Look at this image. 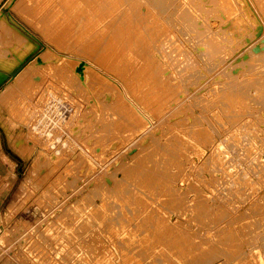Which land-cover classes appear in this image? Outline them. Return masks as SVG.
<instances>
[{
	"label": "rangeland",
	"instance_id": "1",
	"mask_svg": "<svg viewBox=\"0 0 264 264\" xmlns=\"http://www.w3.org/2000/svg\"><path fill=\"white\" fill-rule=\"evenodd\" d=\"M84 1L67 0L63 9L65 0H0V14L5 13L0 17V264H188L198 251L206 255L203 264H264V0H162L159 11L153 0H143L140 19L154 16L167 23L161 35L144 34L132 10L139 28L134 31L145 41L141 46L153 44L172 84L173 95L162 110L146 107L125 75L97 64L85 45L95 36L84 29L88 20L62 28L69 18L82 17ZM170 11H181L177 17H188L189 25L172 27ZM187 14H194L191 21ZM65 33L73 39L59 40ZM31 34L47 46L40 53L46 63L34 66L37 73L30 69L34 62L26 64L41 49ZM78 59L92 67L88 88L66 66ZM18 70L19 76L10 80ZM106 93L117 99L113 110L116 104L127 108L134 121L126 129L130 132L101 136L110 118L118 116L104 108ZM77 122H84L79 133L92 141L90 147L101 138L102 144L122 140L123 147L108 159L85 147L84 153L81 138L79 143L69 138ZM53 154L60 157L52 159ZM138 154L148 159L142 164L168 172L148 178L154 186L136 185L135 172H122ZM160 224L165 229L156 228Z\"/></svg>",
	"mask_w": 264,
	"mask_h": 264
},
{
	"label": "bare ground",
	"instance_id": "2",
	"mask_svg": "<svg viewBox=\"0 0 264 264\" xmlns=\"http://www.w3.org/2000/svg\"><path fill=\"white\" fill-rule=\"evenodd\" d=\"M82 1V0H81ZM162 0H153L152 1V3L154 4V6L153 7H155V9L156 10H158L159 11V9H162L163 8V6H165V5H163L162 6V8H160V6H161V4H163L162 2H161ZM166 1V0H165ZM164 1V2H165ZM167 1H169V0H167ZM167 1H166V3H167ZM171 1H174V0H171ZM176 1V0H175ZM11 2V1H10ZM9 2V3H10ZM142 2H143V0H87V1H84L83 2V7H82V10H81V12H82V17H80V18H78V20L76 21V17H73V18H69L68 20L69 21H67L69 24H64L63 26H62V28H64V29H72V28H74V27H78V26H75V23L74 22H84L85 20H88L89 22H88V25H86V27L84 28V29H87V28H90L89 30H88V32H89V36L91 37L92 35H95L94 36V38H93V40H91L92 41V44L91 43H89V44H91V45H94V46H91V45H89L87 42H85V45H86V48H88V49H90L89 51L93 54H95V58H96V60H98V62H97V64L98 65H100L101 67H103V68H105L106 70H109L110 72H113V73H115V72H117V73H119L120 75H125L126 77H127V79H128V83H129V85H130V89H131V91H132V93H135V94H137V95H141V98L144 100L143 102L146 104V107H149V108H152V109H154L155 107H157V109L158 110H162L163 109V107H165V103L167 102V101H169V98H170V96H172L173 95V88H172V84L167 80V77L165 78V76H164V73L162 72V71H164V70H162L163 69V65L161 64V62H160V59L158 58L159 56H157V55H155L153 52H154V50H152V48L154 47H151L153 44H150V46L149 47H142L141 45H145V41L143 40V39H141V38H139V37H141V33H139V36H137V34H136V32L134 31V29L136 30V29H139V28H141L142 29V31L144 32V34H145V32L148 30L149 31V33H150V35H161L166 29H167V27L165 26L167 23H165V25H163V24H160V23H158L159 22V20L158 19H156L157 17H155L154 18V16L152 17V16H150V14L148 15V17L150 18V17H152V20L151 21H149V19L148 20H146V18H141L140 19V14L141 13H139V12H141V11H139L140 10V6L142 5ZM160 2H161V4H160ZM178 2V1H177ZM145 3H147V1H145ZM151 3V4H152ZM169 3V2H168ZM179 3V2H178ZM181 3V2H180ZM179 3V5H181ZM183 3V2H182ZM186 3V2H185ZM69 3L67 2V0H65V2H64V6L62 7L63 9H66V5H68ZM148 4H149V1H148ZM177 5V4H176ZM191 4H189V6H190ZM59 6H60V4H59ZM167 6V5H166ZM171 6V5H170ZM173 6H175V5H173ZM188 6V7H189ZM7 7V6H6ZM11 7V6H10ZM10 7H8V8H10ZM144 7H145V5H144ZM152 7V6H151ZM179 7V6H178ZM178 7L176 8V9H178ZM181 7H183V6H181ZM181 7H179L180 9H181ZM188 7H187V9H188ZM7 8V9H8ZM169 8V7H168ZM152 9V8H151ZM167 9V8H166ZM166 9H164V10H162V12L163 11H165ZM171 9V8H170ZM182 9H184V8H182ZM181 9V10H182ZM186 9V8H185ZM192 9H193V7H192ZM134 11V13H136L137 14V16L136 17H138V20L141 22L140 24H143L142 23V21L144 22V24H143V26H141L140 24H139V28L137 27L138 25H136V23H138V21L137 20H134L133 18H132V12ZM168 10V9H167ZM190 10V9H189ZM194 10H195V8H194ZM6 11V10H5ZM56 11H58V10H56ZM75 11V10H74ZM143 11V10H142ZM157 11V12H158ZM196 11V10H195ZM178 13L177 14H179L180 12L179 11H177ZM184 12V11H183ZM186 12H188L187 10H186ZM186 12H184V14L186 13ZM197 12V11H196ZM199 12V11H198ZM155 13V12H154ZM160 13V12H159ZM190 13V12H189ZM192 13V12H191ZM4 14L5 13H1L0 14V17L1 16H4ZM146 14V13H145ZM152 14V13H151ZM167 14H169V13H167ZM175 11H170V14H169V18L172 20V21H170L172 24H173V26L172 27H174V26H176V24H177V26H178V24H180V23H186V25L188 24L189 25V23H188V17L186 18L185 16H184V18H181L182 16H180V17H177V14H176V16H175ZM197 14V13H196ZM11 15V14H10ZM69 15V14H68ZM143 15H144V13H143ZM161 15V14H160ZM159 15V16H160ZM163 15H164V13H163ZM180 15V14H179ZM181 15H183V14H181ZM186 15V14H185ZM190 18V21L192 20L191 19V16H193L194 14H187ZM198 15H199V13H198ZM142 16V15H141ZM134 17V16H133ZM146 17V16H145ZM161 18V17H160ZM196 18V17H195ZM131 19H133V22L131 21ZM169 19V20H170ZM198 19V18H197ZM196 19V20H197ZM168 20V21H169ZM200 21V20H199ZM193 22V21H192ZM195 23H197L196 21H194ZM193 22V23H194ZM20 26H22L19 22H17ZM199 23V22H198ZM148 24H150L149 26H148ZM168 25H170V24H168ZM184 25V24H183ZM186 25H185V27H186ZM196 25V24H195ZM199 25V24H198ZM180 26V25H179ZM191 26H192V24H191ZM191 26H189V27H191ZM197 26V25H196ZM195 26V27H196ZM182 27V26H181ZM185 27H183L185 30L187 29V27L185 28ZM22 28H24V26H22ZM171 28V27H170ZM25 29V28H24ZM95 29H98V30H96L97 31V34L95 33ZM178 29H180V27L178 28ZM191 29V28H190ZM193 29H194V31L196 32V30H198V29H196L195 30V28L193 27ZM26 30V29H25ZM182 30V29H181ZM27 31V30H26ZM188 32H189V30H187ZM29 32V31H28ZM187 32V33H188ZM199 32V31H198ZM179 33V32H178ZM190 33V32H189ZM197 33V32H196ZM148 34V33H147ZM192 34V33H191ZM190 34V35H191ZM198 34V33H197ZM34 38H35V40L39 43V45H40V50H39V52L38 53H36L35 55H34V57L30 60V61H28L26 64H27V66L28 65H30V64H32L33 62H34V64H33V67H31L30 69H32V72L33 73H37V72H41L40 71V69H37V68H34V66H44V64L46 63V59H45V57H43V56H41L40 55V53L42 52V50H46L47 49V46H46V44H44L42 41H40L36 36H34L33 34H31ZM195 35V34H194ZM101 36H103V38H102V40H100V38L99 37H101ZM209 36V35H208ZM59 37L60 38H58L59 40H64V38L66 37V39H68V38H70V39H73V37L70 35V34H67V33H65V34H63L62 35V37H61V34L59 35ZM83 37L84 36H82V39H83ZM185 37V36H184ZM184 37H182V38H184ZM186 37H187V35H186ZM191 37H193V36H191ZM190 37V38H191ZM213 37V36H212ZM137 38V39H136ZM214 38V37H213ZM136 39V40H135ZM152 39V38H151ZM158 39V38H157ZM187 39H188V37H187ZM212 39V38H211ZM189 40V39H188ZM210 40V39H209ZM208 40V41H209ZM212 40H214V39H212ZM87 41H89V40H87ZM191 41H192V39H191ZM207 41V40H206ZM207 41V42H208ZM149 42V41H148ZM152 42V41H151ZM150 42V43H151ZM155 42H158V41H155ZM186 42V41H185ZM211 43H212V41H210ZM156 44V43H155ZM191 45H192V42L190 43ZM210 43H208V45H209ZM139 45V46H138ZM156 45H158V43L156 44ZM160 45V44H159ZM159 45H158V47H159ZM214 45V44H213ZM213 45H210L211 47L213 46ZM142 48H141V47ZM146 46H148V45H146ZM93 47H96V48H100L99 49V51L97 52ZM210 48V47H209ZM213 48V47H212ZM143 49V50H142ZM157 50V49H156ZM219 50V49H218ZM158 51V50H157ZM221 51V50H220ZM220 51L218 52V53H220ZM223 54V53H222ZM220 55H221V53H220ZM217 56V55H216ZM65 57V56H64ZM218 57V56H217ZM216 57V58H217ZM218 59H220V58H218ZM79 60V59H78ZM68 62V61H67ZM65 63H66V61H65ZM26 64L24 65V66H26ZM89 64H87L86 62H84V61H82V60H79V61H77L73 66H71V65H68V64H66V66H68V69L70 70V72H72V74L75 76L74 78H76L77 79V81L79 82V84L81 83L85 88H88V82H89V80H90V71H89V68H92L91 66H88ZM50 68H52V67H50ZM24 69V68H23ZM22 68L20 69L21 71L23 70ZM47 69L48 70H51V69H49V67H47ZM20 70H18V71H16L17 73H13L12 75H11V77H10V80H12V81H14L19 75H18V72L20 73L21 71ZM29 70V69H28ZM44 72H48L47 70H45V69H42ZM29 71H31V70H29ZM98 73V72H97ZM165 73H167L166 71H165ZM91 75H93L92 73H91ZM99 75H101V74H99ZM3 76V75H2ZM40 75L39 74H36L35 76H34V80H37V79H39L38 77H39ZM99 78V77H98ZM102 78V77H101ZM106 78V77H105ZM111 78V77H110ZM63 80H65V84L68 86V82H67V80L66 79H64V78H62ZM76 79H74L75 80V82L77 83V85H75V88H77V86L79 85L78 84V82L76 81ZM169 79V78H168ZM3 80V77H0V81H2ZM93 80V79H92ZM91 80V81H92ZM110 80V79H109ZM232 80V79H231ZM234 80V79H233ZM232 80V81H233ZM113 82V81H112ZM111 82V83H112ZM115 82H116V80H115ZM230 82V81H229ZM234 82V81H233ZM239 82V81H238ZM252 82H254V81H251V83ZM92 83V82H91ZM109 83V82H108ZM232 83V82H231ZM236 83V86H238L237 85V82H235ZM241 82H239V84H240ZM247 83V82H246ZM246 83L245 84H243V85H246ZM119 84V83H118ZM227 84H229V83H227ZM242 84V83H241ZM250 84V83H249ZM254 84H255V82H254ZM251 85V84H250ZM81 86V85H80ZM90 86V85H89ZM95 86H96V84H95ZM117 86V85H116ZM120 86V85H119ZM235 86V87H236ZM253 86V85H252ZM69 87H71V85L69 86ZM73 87V86H72ZM71 87V88H72ZM91 87V86H90ZM89 87V88H90ZM107 87H109V86H107ZM114 87V86H113ZM248 88H249V86H247ZM260 87V86H259ZM79 88H81V87H79ZM111 88V87H110ZM109 88V89H110ZM116 88V87H115ZM175 88V87H174ZM231 88V87H230ZM244 88V87H243ZM246 88V87H245ZM82 89V88H81ZM94 89V88H93ZM111 89H113V88H111ZM256 89V88H255ZM75 90V89H74ZM83 90V89H82ZM115 90V89H114ZM118 90V89H117ZM228 90V89H227ZM232 90V89H231ZM242 90V89H241ZM248 90V89H247ZM253 90V89H252ZM251 90V91H252ZM87 91V90H86ZM89 91V90H88ZM103 91V90H102ZM106 91V90H105ZM112 91V90H111ZM223 91H224V89H223ZM233 91V90H232ZM256 91V90H255ZM254 91V92H255ZM118 92V91H117ZM119 92H120V90H119ZM175 92V91H174ZM178 92V91H177ZM246 92V91H245ZM263 92H264V90H263ZM109 93H110V91H109ZM109 93H106V104L104 105V108L107 110V111H110V112H115L114 113V115H118L117 116V118L116 117H114V115H113V117L114 118H110V120H112V122L111 123H109L108 124V129H106V131L104 130L103 131V135H101L102 137L104 136H107V135H110V134H113L114 132H116L117 134L118 133H120L121 131H127L126 129L127 128H130L132 125H133V123H134V121L132 120V117L131 116H128V110H127V112H126V109L127 108H125V109H123V107H119V106H121V105H119V104H116V107H115V109L117 110V111H115V110H113L114 109V103L115 102H117V99L115 100V97H113L111 94H109ZM121 93V92H120ZM120 93H119V95H120ZM248 93H250V91L248 92ZM256 93V92H255ZM261 93V92H260ZM91 94V93H90ZM102 94H103V92H102ZM176 94V93H175ZM239 94V93H238ZM252 95V94H251ZM254 95V94H253ZM91 96V95H90ZM94 96V95H93ZM121 96H122V94H121ZM231 96V95H230ZM246 96H248V95H246ZM120 97V96H119ZM174 97V96H173ZM178 97V96H177ZM229 97V96H228ZM91 98H92V96H91ZM94 98V97H93ZM105 98V97H104ZM103 98V99H104ZM121 98V97H120ZM176 98V97H175ZM234 98V97H233ZM236 98V97H235ZM260 97H258V99H259ZM96 99V98H95ZM94 99V100H95ZM99 99V98H98ZM119 99V98H118ZM255 99V98H254ZM262 99V98H261ZM219 100V99H218ZM230 100V99H229ZM243 100V99H242ZM99 101V100H98ZM126 101V100H125ZM178 101V100H177ZM240 101V100H239ZM245 101V100H244ZM248 101V100H247ZM93 102V101H92ZM95 102V101H94ZM93 102V103H94ZM259 102H260V100H259ZM96 103V102H95ZM174 103V102H173ZM173 103H171L172 105H173ZM232 103H233V101H232ZM234 103H235V101H234ZM237 103V102H236ZM240 103V102H239ZM256 103H258L257 101H256ZM88 104V103H87ZM90 104H92V103H90ZM245 104V103H244ZM167 105V104H166ZM172 105H170V106H172ZM177 105H178V103H177ZM177 105H176V107H177ZM102 106V105H101ZM98 103H96V108H97V110L98 111H100L102 108H100L101 107ZM222 106V105H221ZM243 106V105H242ZM252 106V105H251ZM256 106V105H255ZM92 108H93V106H91ZM103 107V106H102ZM125 107V106H124ZM175 107V108H176ZM244 107V106H243ZM133 108H134V106H133ZM168 108V107H167ZM171 108V107H170ZM174 108V109H175ZM227 108V107H226ZM245 108V107H244ZM131 109H132V107H131ZM172 109V108H171ZM228 109V108H227ZM235 109V108H234ZM237 109V108H236ZM173 110V109H172ZM238 110V109H237ZM248 110V109H247ZM90 111H93V110H90ZM95 111V110H94ZM93 111V112H94ZM97 111V112H98ZM102 111V110H101ZM106 111V112H107ZM130 111V110H129ZM135 111H137L136 109H135ZM175 111V110H174ZM221 111V110H220ZM223 111H225V110H223ZM255 111V110H254ZM105 112V113H106ZM231 112V111H230ZM86 113H87V111H86ZM89 113V112H88ZM137 113H139V112H137ZM136 113V114H137ZM214 113H215V111H214ZM131 114V113H130ZM133 114V113H132ZM170 114V113H169ZM228 114V113H227ZM236 114V113H235ZM250 114V113H249ZM82 115V114H81ZM95 115V114H94ZM99 115H100V113H99ZM104 115V114H103ZM111 115V114H110ZM109 115V116H110ZM167 115V113H165V116ZM218 115V114H217ZM240 115H241V113H240ZM254 115V114H253ZM262 115H264V114H262ZM127 116H128V118H127ZM133 116V115H132ZM135 116V115H134ZM221 116H222V114H221ZM252 116V115H251ZM95 117H96V115H95ZM105 117V116H104ZM103 117V118H104ZM107 117V116H106ZM137 117V116H136ZM135 117V119H137ZM141 117H142V115H141ZM232 117V116H231ZM238 117V116H237ZM256 117V116H255ZM259 117V116H258ZM91 118H92V116H91ZM90 118V119H91ZM139 118V117H138ZM168 118V117H167ZM221 118V117H220ZM261 118V117H260ZM79 119V118H78ZM77 119V120H78ZM84 119H85V117H84ZM88 119V118H87ZM134 119V120H135ZM235 119V118H234ZM257 119V118H256ZM92 120V119H91ZM95 120H97V119H95ZM106 120V119H105ZM108 120V119H107ZM110 120H109V122H110ZM139 120V119H138ZM145 120V119H144ZM254 120V119H253ZM264 120V119H263ZM82 121V120H81ZM103 121V120H102ZM136 121V120H135ZM233 121V120H232ZM257 121H259V120H257ZM256 121V122H257ZM106 122V121H105ZM140 122V121H139ZM144 122V121H143ZM147 122V121H146ZM228 122V121H227ZM234 122V121H233ZM236 122V121H235ZM238 122V121H237ZM254 122V121H253ZM78 123H80V122H77L76 124L78 125ZM84 123V122H83ZM82 123V124H83ZM92 123V122H91ZM177 123V122H176ZM180 123V122H179ZM194 123H196V122H194ZM261 123V122H260ZM81 124V125H82ZM94 124V123H93ZM92 124V125H93ZM97 124V123H96ZM142 124H144V123H142ZM238 124V123H237ZM255 124V123H254ZM75 125V124H74ZM81 125H78V126H76L74 129H72L71 130V135L69 136V138L70 139H72V140H74V141H77L76 143H79L80 141L78 140V139H80L81 137H82V134L81 133H79L80 132V130H81V128L79 127V126H81ZM187 125V124H186ZM234 125V124H233ZM245 125V124H244ZM257 125V124H256ZM105 126V125H104ZM107 126V125H106ZM143 126V125H142ZM197 126V125H196ZM195 126V127H196ZM231 126H232V124H231ZM235 126V125H234ZM258 126H260V125H258ZM72 127V126H71ZM82 127V126H81ZM94 127V126H93ZM134 127V126H133ZM144 127V126H143ZM179 127V126H178ZM184 126H182V128H183ZM238 127V126H237ZM240 127V126H239ZM261 127H262V125H261ZM90 128V127H89ZM98 128V126H96V129ZM100 128H101V126H100V122H99V129H97L98 131L100 130ZM103 128V127H102ZM198 128V127H197ZM233 128V127H232ZM235 128V127H234ZM264 128V127H263ZM84 129V128H83ZM140 129V128H139ZM138 129V130H139ZM87 130V129H86ZM97 130H96V132H97ZM196 130V129H195ZM229 130V129H228ZM238 130V129H237ZM245 130H247V128L245 129ZM252 130V129H251ZM260 130H262V129H260ZM85 131V130H84ZM128 131H129V129H128ZM127 131V132H128ZM131 131V130H130ZM129 131V132H130ZM189 131V130H188ZM233 131V130H232ZM239 131V130H238ZM255 131V130H254ZM87 132V131H86ZM94 132V131H93ZM106 132V133H105ZM133 132V131H132ZM136 132V131H135ZM185 132V131H184ZM228 132V131H227ZM236 132V131H235ZM247 132V131H246ZM263 132V131H262ZM77 133H79V134H81V135H79L78 134V137H77V135L75 136V134H77ZM83 133V132H82ZM137 133V132H136ZM186 133V132H185ZM191 133V132H190ZM258 133V132H257ZM259 133H260V131H259ZM254 134H256V132L254 133ZM135 135V134H134ZM133 135V136H134ZM249 135V134H248ZM80 136V137H79ZM90 136V135H89ZM94 136V135H93ZM118 136V135H117ZM122 136V135H121ZM132 136V137H133ZM189 136V135H188ZM191 136V135H190ZM208 136V135H207ZM207 136H206V139H207ZM97 137H99V136H97ZM96 137V138H97ZM128 137V136H127ZM249 138H251V137H253V136H248ZM86 138V137H85ZM85 138H84V136H83V138H81L80 140H82L83 141V144L81 145V149H82V151L84 152V147H85V151H87V150H89L90 149V151H89V153H91V155H92V152L94 151V153L95 154H99L100 156H102L103 154L104 155H106V159H108V158H110V156L112 155V154H114L115 152H116V150L118 149V147L119 146H122V145H120V141H122V140H120L119 141V139H113V140H111L109 143H106V144H102L101 143V141L100 140H103L101 137H99V138H101V139H97L96 140V142H95V144L94 145H92L91 147H90V143H89V141L90 140H88V139H86L85 140ZM91 138H93V137H91ZM95 138V137H94ZM123 138V137H122ZM187 138H189V137H187ZM196 138V137H195ZM124 139V138H123ZM204 139V138H203ZM255 139V138H254ZM95 140V139H94ZM125 140V139H124ZM183 140V139H182ZM185 140V139H184ZM191 140H193V139H191ZM126 141V140H125ZM91 143H92V141H90ZM103 142V141H102ZM82 143V142H81ZM88 143V145H86ZM196 143V142H195ZM199 143V142H198ZM203 143V142H202ZM201 143V144H202ZM84 144H85V146H84ZM123 144V143H122ZM127 144V143H126ZM65 145V144H64ZM74 145V144H73ZM77 145V144H76ZM199 145V144H198ZM123 147V146H122ZM178 147H181V146H178ZM183 147V146H182ZM184 148H185V146H184ZM131 149V148H130ZM186 149V148H185ZM192 149V148H191ZM165 150V149H164ZM180 150V149H179ZM79 151V150H78ZM176 151V150H175ZM56 152V151H55ZM192 152V151H191ZM51 153V152H50ZM81 153V152H80ZM85 153V152H84ZM87 153V152H86ZM161 153V152H160ZM163 153V152H162ZM181 153V152H180ZM56 154H59V153H57L56 152ZM56 154H53L52 156H51V158L52 159H56L57 160V157L56 156H59V155H56ZM71 154V153H70ZM76 153H75V151H74V155H75ZM89 155V154H88ZM164 155V154H163ZM183 155V154H182ZM186 155V154H185ZM189 155V154H188ZM165 156V155H164ZM171 156V155H170ZM175 156V155H174ZM38 157V156H37ZM36 157V158H37ZM60 157V156H59ZM159 157H160V155H159ZM188 157V156H187ZM44 158H46V156L44 155ZM43 158V159H44ZM90 158H91V156H90ZM162 158V157H161ZM179 158V157H178ZM69 159H73V153L71 154V156L69 157ZM75 159V158H74ZM86 159H87V162L89 163V165L91 166V168H93V163L90 161V160H88V158L86 157ZM157 159V158H156ZM40 160V159H39ZM45 160V159H44ZM43 160V161H44ZM85 160V159H84ZM111 160V159H110ZM159 160V159H158ZM174 160V159H173ZM177 160V159H176ZM42 161V162H43ZM55 161V160H54ZM73 161V160H72ZM82 161H83V159H82ZM81 161V162H82ZM148 161V159L146 158V157H144L143 156V154H138L137 156H135L134 157V161H133V163H130V164H128V165H124V166H122V172L123 173H125L126 171H127V169H129V171H131V172H135V177L136 178H134L133 180L136 182V185H138V184H140V185H144V186H151V185H153L154 186V184H155V182L153 181V183L151 182V181H149L148 180V178H152L153 177V175H154V173H159V172H163L164 174H167L168 172L167 171H165L166 169L164 168V169H162V167H161V170L160 169H156V167L154 166V169H152L151 167H148L146 164H142V163H144V162H147ZM97 162V161H96ZM155 163H156V161H154ZM160 162V161H159ZM166 162H169V160L168 161H166ZM181 162V161H180ZM185 162V161H184ZM216 162V161H215ZM40 163H41V161H40ZM71 163V162H70ZM69 164V163H68ZM73 164V163H72ZM82 164V163H81ZM97 164H98V162H97ZM100 164V163H99ZM151 164H152V162H151ZM189 164H190V161H189ZM88 165V164H87ZM88 165V166H89ZM166 165V164H165ZM186 165V164H185ZM88 166H86V167H88ZM95 166V165H94ZM169 166V165H168ZM70 167V166H69ZM69 167H68V169H69ZM86 167H85V171L87 170L86 169ZM160 167V166H159ZM158 167V168H159ZM172 167V166H171ZM215 167V166H214ZM71 168V167H70ZM178 168V167H177ZM89 169V168H88ZM170 169V168H169ZM212 169V168H211ZM91 170H93V169H91ZM213 170V169H212ZM71 171V170H70ZM88 172V171H87ZM92 172V171H91ZM139 172H144V177H140L139 176ZM179 174H180V172L179 171H177ZM211 172V171H210ZM90 173V172H89ZM171 173V172H170ZM181 173H182V170H181ZM173 184V183H172ZM136 185H134V189H136L137 187H136ZM152 186V187H153ZM173 186V185H172ZM144 188V187H143ZM170 188V187H169ZM147 189V188H146ZM137 191V190H136ZM135 191V194H137L138 192H136ZM138 191H140V190H138ZM174 191H175V189H174ZM177 194V193H176ZM146 195V194H145ZM150 195V194H149ZM260 198V197H259ZM140 202L142 201L141 200V198L139 199V198H137ZM261 200H262V198H261ZM253 202H255V201H253ZM263 203H264V201H263ZM262 203V204H263ZM251 204V203H250ZM264 205V204H263ZM252 206V205H251ZM260 206V205H259ZM250 207V206H249ZM248 207V208H249ZM257 207V206H256ZM253 208V207H252ZM254 210H255V208H254ZM257 210V209H256ZM247 211V210H246ZM249 211H250V209H249ZM256 212V211H255ZM257 212H259V211H257ZM260 212H261V210H260ZM251 213V212H250ZM252 213H253V211H252ZM201 214H202V212H201ZM204 214V213H203ZM202 214V215H203ZM256 214V213H255ZM260 214V213H259ZM263 214V213H262ZM241 215V214H240ZM243 216H244V214H242ZM246 216H247V218H248V215L246 214ZM200 217V216H199ZM242 217V216H241ZM264 217V216H263ZM262 217V218H263ZM237 218H238V216H237ZM246 218V219H247ZM262 218H260V219H262ZM240 219V218H239ZM238 219V220H239ZM242 219V218H241ZM243 219H245V217H243ZM223 220V219H222ZM215 221V220H214ZM231 221H232V219H231ZM255 221V220H254ZM232 222H234V221H232ZM257 224H258V222H256ZM230 224V223H229ZM251 224V223H250ZM252 225H254V223H252ZM256 225V224H255ZM221 226H223V225H221ZM238 226V225H237ZM246 226V225H245ZM248 226V225H247ZM262 226V225H261ZM260 226V227H261ZM218 227V226H217ZM251 227V226H250ZM257 227V226H256ZM156 228H159L160 230H163V229H165V226H163V225H159L158 227L156 226ZM219 228H222V227H219ZM253 228V227H252ZM249 228L247 227V230H248ZM254 229H256L255 228V226H254ZM225 230H226V228H225ZM224 230V231H225ZM242 230V229H241ZM250 230V229H249ZM251 231V230H250ZM226 232H228V231H226ZM232 232H233V230H232ZM231 232V233H232ZM238 232V231H237ZM243 232V231H242ZM252 232H254V231H252ZM221 233H223V232H221ZM239 233H241V231L239 232ZM245 233H247V232H245ZM226 234V233H225ZM235 234V233H234ZM249 234V233H248ZM227 236H228V234H227ZM232 236H233V233H232ZM257 236H258V234H257ZM217 237H220V234L218 233V236ZM225 237V236H224ZM231 237V236H230ZM233 237H235V236H233ZM239 237V236H238ZM237 237V238H238ZM245 237V236H244ZM247 237H249V236H247ZM256 237V236H255ZM254 237V238H255ZM214 238V237H213ZM222 238V237H221ZM251 238V237H250ZM87 239V238H86ZM216 239V238H215ZM236 238H234L233 240H235ZM244 239V238H243ZM248 239V238H247ZM92 240V239H91ZM220 240V239H219ZM231 240V239H230ZM245 240V239H244ZM88 241V240H87ZM93 241V240H92ZM213 241V240H212ZM209 242V241H208ZM215 242H217V241H215ZM228 242V241H227ZM237 242H239V241H237ZM253 242V241H252ZM207 243V242H206ZM254 243V242H253ZM176 244H178V242L176 243ZM211 244H213V243H211ZM218 244H220V243H218ZM235 244V243H234ZM89 245V244H88ZM210 245V244H209ZM214 245V244H213ZM222 245V244H221ZM227 245H228V243H227ZM226 245V246H227ZM237 245V244H236ZM83 246V245H82ZM179 246V245H178ZM207 246H208V244H207ZM218 246V245H217ZM220 246V245H219ZM224 246V245H223ZM211 247V246H210ZM232 247H234V246H232ZM240 247V246H239ZM104 248V247H103ZM201 248V247H200ZM199 248V249H200ZM222 248V247H221ZM220 248V249H221ZM216 249V247H214V250ZM180 250V249H179ZM190 250V249H189ZM192 250V249H191ZM202 250V249H201ZM208 250V249H207ZM223 250V249H222ZM229 250V249H228ZM74 251H75V249H74ZM103 251V250H102ZM184 251L185 250H182V248H181V250L179 251L180 253L182 252V253H184ZM230 251H232V250H230ZM235 251H238V249H236ZM87 252V251H86ZM104 252V251H103ZM202 252V251H201ZM201 252H199L198 251V253H201ZM208 252V251H207ZM217 252V251H216ZM224 252V251H223ZM227 252H229V251H227ZM239 252V251H238ZM243 252V251H242ZM190 253H192L191 251H190ZM198 253H194V254H191L189 257H188V259H189V261H187V263L188 264H199L200 262L203 264V260L205 259V256H203L202 254H199L198 255ZM240 253V252H239ZM205 254H207V255H209L208 253H205ZM214 254V253H213ZM219 254V253H218ZM222 254V253H221ZM221 254H219V256H221ZM226 254V253H225ZM224 254V255H225ZM232 254H233V252H232ZM242 254V253H241ZM212 255V254H211ZM223 255V254H222ZM224 255H223V257H224ZM231 255V254H230ZM240 255V254H239ZM173 256V255H172ZM175 256V255H174ZM213 256V255H212ZM214 256H215V254H214ZM218 255H216V258L217 257H219ZM232 256H234V254L232 255ZM254 256V255H253ZM191 257V258H190ZM227 257V256H226ZM89 258V257H88ZM213 258V257H212ZM215 258V257H214ZM230 258V257H229ZM235 258V257H234ZM233 258V261L235 260ZM96 259V258H95ZM207 259V258H206ZM210 258H209V256H208V260H209ZM227 259V258H226ZM262 259V258H261ZM92 260V259H91ZM208 260H206L207 261V263H208ZM212 260V259H211ZM215 260V259H214ZM228 260V259H227ZM230 260H232V259H230ZM226 261V260H225ZM254 261V260H253ZM230 262V261H229ZM235 262V261H234ZM93 263V262H92ZM95 263V262H94ZM180 263V262H179ZM204 263H205V261H204ZM211 263V262H210ZM223 263H226V262H223ZM206 264V263H205Z\"/></svg>",
	"mask_w": 264,
	"mask_h": 264
},
{
	"label": "water",
	"instance_id": "3",
	"mask_svg": "<svg viewBox=\"0 0 264 264\" xmlns=\"http://www.w3.org/2000/svg\"><path fill=\"white\" fill-rule=\"evenodd\" d=\"M4 81V79L2 80V81H0V85H1V83Z\"/></svg>",
	"mask_w": 264,
	"mask_h": 264
}]
</instances>
